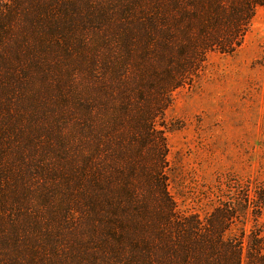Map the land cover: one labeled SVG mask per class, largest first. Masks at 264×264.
<instances>
[{"label": "trees", "instance_id": "16d2710c", "mask_svg": "<svg viewBox=\"0 0 264 264\" xmlns=\"http://www.w3.org/2000/svg\"><path fill=\"white\" fill-rule=\"evenodd\" d=\"M262 5L0 0V264H264V184L179 213L162 120Z\"/></svg>", "mask_w": 264, "mask_h": 264}, {"label": "rangeland", "instance_id": "374dc122", "mask_svg": "<svg viewBox=\"0 0 264 264\" xmlns=\"http://www.w3.org/2000/svg\"><path fill=\"white\" fill-rule=\"evenodd\" d=\"M162 120L179 213L205 216L231 185L264 184V5L235 51H211L194 83L173 92Z\"/></svg>", "mask_w": 264, "mask_h": 264}]
</instances>
